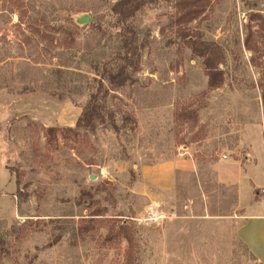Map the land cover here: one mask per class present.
<instances>
[{
    "label": "rangeland",
    "instance_id": "374dc122",
    "mask_svg": "<svg viewBox=\"0 0 264 264\" xmlns=\"http://www.w3.org/2000/svg\"><path fill=\"white\" fill-rule=\"evenodd\" d=\"M117 1L0 0V264H258L217 172L256 155L264 209V0H209L188 23L173 5L141 9L139 70L75 128L123 53ZM186 149L197 175L153 200L132 191Z\"/></svg>",
    "mask_w": 264,
    "mask_h": 264
},
{
    "label": "crops",
    "instance_id": "0c3cea01",
    "mask_svg": "<svg viewBox=\"0 0 264 264\" xmlns=\"http://www.w3.org/2000/svg\"><path fill=\"white\" fill-rule=\"evenodd\" d=\"M187 150L185 153L174 155L171 161L142 167L138 179L132 184V191L151 200L152 197L172 192L177 184V175H197L198 166L195 158L186 153ZM186 155L189 157H185ZM251 157L253 160H249L242 167L238 162L223 165L217 172V178L223 184L236 188V206L242 211L240 214L242 220L236 229V235L257 263L264 264V209L259 207L260 201L253 193V190L259 189L254 179L258 161L256 155L252 154ZM153 190H155L154 194ZM245 190L250 194L252 213H246L242 205Z\"/></svg>",
    "mask_w": 264,
    "mask_h": 264
},
{
    "label": "trees",
    "instance_id": "16d2710c",
    "mask_svg": "<svg viewBox=\"0 0 264 264\" xmlns=\"http://www.w3.org/2000/svg\"><path fill=\"white\" fill-rule=\"evenodd\" d=\"M208 2L209 0H118L112 4L110 14L116 18V22L122 27L120 38L122 40L123 53L115 54L118 65L112 70L104 71L103 78L98 82L96 93L89 96L87 104L75 123V128H92L94 122L100 119L103 111H105V101L109 93L124 87L130 79V73H135L139 70L143 45L139 42L135 29L129 23V20L137 12L147 6H157L161 3L169 4L173 5L180 13L179 18L188 23L200 15L202 6ZM207 66L212 69L209 63ZM262 105L264 108V89ZM109 118L112 119L113 117L109 116ZM114 129L118 130L116 127ZM124 235V239L130 243V236L128 234Z\"/></svg>",
    "mask_w": 264,
    "mask_h": 264
},
{
    "label": "water",
    "instance_id": "95a60500",
    "mask_svg": "<svg viewBox=\"0 0 264 264\" xmlns=\"http://www.w3.org/2000/svg\"><path fill=\"white\" fill-rule=\"evenodd\" d=\"M91 17L87 13L79 14L74 17V22L77 26H86L90 23Z\"/></svg>",
    "mask_w": 264,
    "mask_h": 264
},
{
    "label": "built area",
    "instance_id": "2783aa9c",
    "mask_svg": "<svg viewBox=\"0 0 264 264\" xmlns=\"http://www.w3.org/2000/svg\"><path fill=\"white\" fill-rule=\"evenodd\" d=\"M223 158L225 159L226 157L223 156ZM102 176H103V175H102ZM260 193H261V194H264V189H261V190H260Z\"/></svg>",
    "mask_w": 264,
    "mask_h": 264
}]
</instances>
